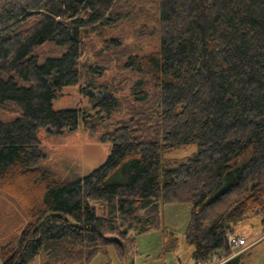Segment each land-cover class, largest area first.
Segmentation results:
<instances>
[{
  "label": "trees",
  "instance_id": "1",
  "mask_svg": "<svg viewBox=\"0 0 264 264\" xmlns=\"http://www.w3.org/2000/svg\"><path fill=\"white\" fill-rule=\"evenodd\" d=\"M68 88L85 102L54 108ZM79 125L111 148L67 180L39 164L37 132ZM0 193L21 210L0 264H111L128 230L165 235L169 203L191 205L194 264L229 256L233 225L264 217V0H0ZM177 243L165 235L160 256Z\"/></svg>",
  "mask_w": 264,
  "mask_h": 264
},
{
  "label": "rangeland",
  "instance_id": "2",
  "mask_svg": "<svg viewBox=\"0 0 264 264\" xmlns=\"http://www.w3.org/2000/svg\"><path fill=\"white\" fill-rule=\"evenodd\" d=\"M110 35L114 31L109 32ZM133 41V40H131ZM154 40L143 39L141 45L153 43ZM97 46L100 44L96 42ZM41 52L50 53L52 46L45 44L40 48ZM90 54L85 51L84 57ZM117 75L116 68H109L105 74L99 78L101 83L112 80ZM126 91L127 87H124ZM108 90L102 89L97 92L99 98L107 96ZM76 88H68L64 95L60 96L54 102V108H72L78 107L84 103ZM40 140L43 158L39 164L50 168L61 175L64 179L73 180L82 178L93 169L100 166L109 154L111 143L100 142L96 136L90 135L89 131L82 126H78L73 131H67L62 134L48 133L44 128L37 132ZM196 147L183 146L178 149L170 150L165 154V158H182L191 155ZM191 205L189 203H169L161 205L160 212L162 222L166 227L167 237L173 232L178 239L175 250L160 256L164 234L161 229L137 233L130 229L127 232V238L132 240V250L127 252L124 257L119 258L112 246L107 248V257L111 264H194L192 259L193 245L185 242L184 232L189 220ZM21 216V210L14 200L7 195L0 193V228L4 227L9 221ZM235 236L244 238L245 245L231 249L229 256L219 257L218 262L225 263L232 256L238 255L240 264H264V217L249 216L238 221L233 225ZM38 256L32 264H38ZM105 254H98L90 264H104Z\"/></svg>",
  "mask_w": 264,
  "mask_h": 264
},
{
  "label": "built area",
  "instance_id": "3",
  "mask_svg": "<svg viewBox=\"0 0 264 264\" xmlns=\"http://www.w3.org/2000/svg\"><path fill=\"white\" fill-rule=\"evenodd\" d=\"M227 241H228V244L230 246V249H235V248H237V247H239L241 245H245V243H246L244 238H239L238 236H235V235H232V234L228 235ZM218 260L219 259L214 258L211 261L198 262L197 264H222V262H218Z\"/></svg>",
  "mask_w": 264,
  "mask_h": 264
}]
</instances>
